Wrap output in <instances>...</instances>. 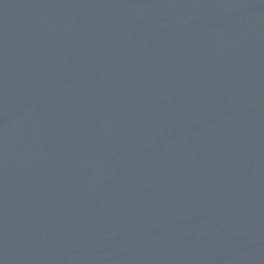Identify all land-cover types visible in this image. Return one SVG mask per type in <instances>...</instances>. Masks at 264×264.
<instances>
[{
	"label": "water",
	"instance_id": "obj_1",
	"mask_svg": "<svg viewBox=\"0 0 264 264\" xmlns=\"http://www.w3.org/2000/svg\"><path fill=\"white\" fill-rule=\"evenodd\" d=\"M0 264H264V0H0Z\"/></svg>",
	"mask_w": 264,
	"mask_h": 264
}]
</instances>
